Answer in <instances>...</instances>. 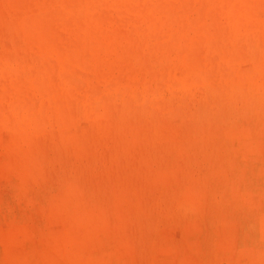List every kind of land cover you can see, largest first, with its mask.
<instances>
[{
	"label": "rangeland",
	"instance_id": "374dc122",
	"mask_svg": "<svg viewBox=\"0 0 264 264\" xmlns=\"http://www.w3.org/2000/svg\"><path fill=\"white\" fill-rule=\"evenodd\" d=\"M0 114V264H264V0H0Z\"/></svg>",
	"mask_w": 264,
	"mask_h": 264
},
{
	"label": "bare ground",
	"instance_id": "6f19581e",
	"mask_svg": "<svg viewBox=\"0 0 264 264\" xmlns=\"http://www.w3.org/2000/svg\"><path fill=\"white\" fill-rule=\"evenodd\" d=\"M9 57H10V56H9ZM65 58H66V57H65ZM69 58H70V57H69ZM8 59H9V58H8ZM15 60H16V59H15ZM18 63H19V62H18ZM22 63H23V61H22ZM15 64H16V63H15ZM2 65H3V64H2ZM18 65H19V64H18ZM62 65H63V64H62ZM59 66H60V65H59ZM61 67H62V66H61ZM3 69H4V68H3ZM3 69H2V70H3ZM5 73H6V72H5ZM63 74H64V73H63ZM64 75H65V74H64ZM84 76H85V75H84ZM76 79L78 80V78H76ZM189 80H190V79H187V83L189 82V83L191 84V82H190ZM7 81H8V80H7ZM79 81H80V80H79ZM1 82H2V81H1ZM73 82H74V81H73ZM78 83H79V82H78ZM178 83H179V82H178ZM187 83H186V84H187ZM194 83H195V82H194ZM186 84H185V85H186ZM4 90H5V88H4ZM3 92H4V91H3ZM19 104H20V102H19ZM36 105H37V104H36ZM97 105H98V104H97ZM95 106H96V105H95ZM6 108H7V107H6ZM93 109H94V108H93ZM87 111H88V110H87ZM95 112H96V109H95ZM91 113H92V112H91ZM98 114H99V113H98ZM9 115H10V114H9ZM0 116H1V114H0ZM3 121H4V120H3ZM3 127H5V125H4ZM1 130H2V129H1ZM24 131H25V130H24ZM24 131H22V132H24ZM22 132H21V133H22ZM24 134H25V133H24ZM80 134H81V133H80ZM10 135H11V134H10ZM16 136H17V137H20V136H18L17 134H16ZM16 136H15V137H16ZM10 137H11V136H10ZM22 137H23V135H22ZM22 137H21V139H23ZM116 138H117V137H116ZM192 203H193V202H192ZM192 205H193V204H192ZM184 206H185V205H184ZM185 209H186V208H185ZM7 234H8V233H6V236H7ZM4 238H6V237H4ZM2 242H3V241H2ZM36 246H37V245H36ZM33 253H35V252H33ZM37 253H39V252H37ZM21 254H22V253H21ZM24 257H25V256H24ZM230 258H231V257H230ZM21 259H22V258H21ZM24 259H25V258H24ZM35 264H36V263H35Z\"/></svg>",
	"mask_w": 264,
	"mask_h": 264
}]
</instances>
